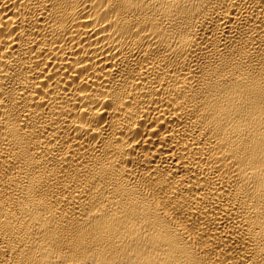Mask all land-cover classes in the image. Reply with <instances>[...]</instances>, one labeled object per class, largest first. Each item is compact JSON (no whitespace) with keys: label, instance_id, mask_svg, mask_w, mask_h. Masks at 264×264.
<instances>
[{"label":"bare ground","instance_id":"obj_1","mask_svg":"<svg viewBox=\"0 0 264 264\" xmlns=\"http://www.w3.org/2000/svg\"><path fill=\"white\" fill-rule=\"evenodd\" d=\"M0 264H264V0H0Z\"/></svg>","mask_w":264,"mask_h":264}]
</instances>
